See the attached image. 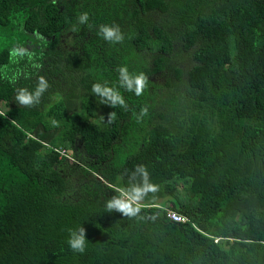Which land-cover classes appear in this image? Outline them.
Here are the masks:
<instances>
[{
	"label": "trees",
	"instance_id": "trees-1",
	"mask_svg": "<svg viewBox=\"0 0 264 264\" xmlns=\"http://www.w3.org/2000/svg\"><path fill=\"white\" fill-rule=\"evenodd\" d=\"M121 65L149 77L142 96ZM40 76L41 102L19 106ZM0 112V264H264V0H0ZM140 163L159 190L135 217L106 211Z\"/></svg>",
	"mask_w": 264,
	"mask_h": 264
},
{
	"label": "clouds",
	"instance_id": "clouds-1",
	"mask_svg": "<svg viewBox=\"0 0 264 264\" xmlns=\"http://www.w3.org/2000/svg\"><path fill=\"white\" fill-rule=\"evenodd\" d=\"M78 23L86 24L89 20V14L87 12L81 13L77 17ZM98 35H100L105 41L116 44L123 43L125 35L122 32L118 24H101L98 27ZM13 57H23L31 55L29 51L24 47H16L11 53ZM119 79L118 84L120 88H123L126 92L134 93L136 96H142L145 89L148 87L149 77L143 72H130L126 65L118 66L117 68ZM49 83L44 76L38 78L36 87L30 91L27 88H18L16 90L14 100L19 106L33 107L41 102L43 94L48 90ZM91 92L96 97L100 104H107L113 108L121 107L125 111L129 110V104L125 100L121 92L116 88L109 86L107 82L92 84ZM149 114L147 106H141L138 113H136L137 122H141L142 119ZM0 116L6 117V113L0 112ZM115 117V112L108 113L107 122L111 123ZM104 120V117L101 116ZM10 123L16 124L15 120H11ZM53 126H58V122L52 120ZM19 127V125H16ZM131 177L133 179L139 177V182L131 185L127 191H119L117 195L109 198L105 203V209L108 212L119 211L123 216L135 217L141 210L140 201L147 196L148 193H155L159 190L157 184L153 183L150 178V173L147 166L143 163L134 166ZM88 239L86 238V229L80 225L76 228L69 230L67 244L73 252L84 253L87 247Z\"/></svg>",
	"mask_w": 264,
	"mask_h": 264
},
{
	"label": "built area",
	"instance_id": "built-area-1",
	"mask_svg": "<svg viewBox=\"0 0 264 264\" xmlns=\"http://www.w3.org/2000/svg\"><path fill=\"white\" fill-rule=\"evenodd\" d=\"M165 215L170 220L177 221V222H183L186 219L184 216H182L179 213L175 212L174 210L168 209V208L165 210Z\"/></svg>",
	"mask_w": 264,
	"mask_h": 264
},
{
	"label": "rangeland",
	"instance_id": "rangeland-1",
	"mask_svg": "<svg viewBox=\"0 0 264 264\" xmlns=\"http://www.w3.org/2000/svg\"><path fill=\"white\" fill-rule=\"evenodd\" d=\"M13 50V48L10 50V52ZM60 153H62V152H60Z\"/></svg>",
	"mask_w": 264,
	"mask_h": 264
}]
</instances>
